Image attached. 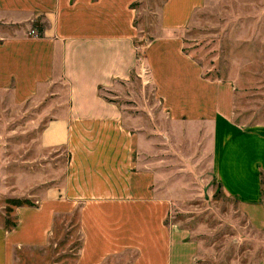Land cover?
Segmentation results:
<instances>
[{
    "label": "crops",
    "instance_id": "obj_1",
    "mask_svg": "<svg viewBox=\"0 0 264 264\" xmlns=\"http://www.w3.org/2000/svg\"><path fill=\"white\" fill-rule=\"evenodd\" d=\"M134 1L0 0V106H43L35 122L41 148L68 155L61 180L31 205L15 206L11 229L0 225V264L46 247L57 219L75 212L81 244L74 264H117V255L127 259L131 251L137 256L129 264H196L198 242L166 223L173 206L161 187L164 160L139 168L150 142L160 149L161 141L134 133L123 105L102 93L120 91L135 72L144 76L142 66L159 106L177 122V139H194L223 193L264 228V124L233 120L234 85L205 78L177 35L203 0H165L160 33L142 57Z\"/></svg>",
    "mask_w": 264,
    "mask_h": 264
},
{
    "label": "rangeland",
    "instance_id": "obj_2",
    "mask_svg": "<svg viewBox=\"0 0 264 264\" xmlns=\"http://www.w3.org/2000/svg\"><path fill=\"white\" fill-rule=\"evenodd\" d=\"M164 2L135 0L131 4L141 57L143 45L160 33ZM177 35L205 78L234 85L233 120L242 126L264 124V0H203ZM142 67L144 76L135 72L120 91L102 93L123 105L134 133L161 141L160 149L156 141L150 142L148 159H140L139 168L157 167L159 156L164 160L161 187L173 206L167 210V226L188 230L198 242L196 264L261 263L264 228L253 227L238 200L223 193L212 176L209 156L195 148L194 139H177V122L170 119L165 106H159L148 69ZM42 108L30 102L0 106V225L9 229L16 224L12 199L34 203L46 185L65 175L67 153L47 154L39 144L42 126L35 122ZM80 244L75 212L57 219L50 244L24 250L16 264H74ZM134 256L136 251L127 259L117 255V264H129Z\"/></svg>",
    "mask_w": 264,
    "mask_h": 264
},
{
    "label": "trees",
    "instance_id": "obj_3",
    "mask_svg": "<svg viewBox=\"0 0 264 264\" xmlns=\"http://www.w3.org/2000/svg\"><path fill=\"white\" fill-rule=\"evenodd\" d=\"M10 202V201H9ZM11 202H13V204L15 205V206H22V205H31V204H29L28 203V201L27 200H20V199H12L11 200ZM16 224H14L13 226H15ZM12 226V227H13Z\"/></svg>",
    "mask_w": 264,
    "mask_h": 264
},
{
    "label": "built area",
    "instance_id": "obj_4",
    "mask_svg": "<svg viewBox=\"0 0 264 264\" xmlns=\"http://www.w3.org/2000/svg\"><path fill=\"white\" fill-rule=\"evenodd\" d=\"M31 33H35V30H32V32Z\"/></svg>",
    "mask_w": 264,
    "mask_h": 264
}]
</instances>
